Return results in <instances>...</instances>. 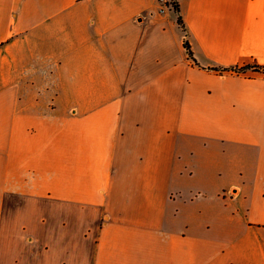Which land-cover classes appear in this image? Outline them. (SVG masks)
<instances>
[{"label":"crops","instance_id":"0c3cea01","mask_svg":"<svg viewBox=\"0 0 264 264\" xmlns=\"http://www.w3.org/2000/svg\"><path fill=\"white\" fill-rule=\"evenodd\" d=\"M175 4L0 0V264H264V0Z\"/></svg>","mask_w":264,"mask_h":264},{"label":"trees","instance_id":"16d2710c","mask_svg":"<svg viewBox=\"0 0 264 264\" xmlns=\"http://www.w3.org/2000/svg\"><path fill=\"white\" fill-rule=\"evenodd\" d=\"M173 8L175 9V11H178V6H177V4H175L174 6H173ZM177 22H178V24L180 25V26H182V21H181V17L179 16L178 18H177ZM184 48H185V50H186V52H187V56H188V58L190 59V60H192L194 63H195V59H194V57H193V55H192V52H191V50H190V47H189V45H188V43L185 41L184 42ZM256 68V67H255Z\"/></svg>","mask_w":264,"mask_h":264},{"label":"rangeland","instance_id":"374dc122","mask_svg":"<svg viewBox=\"0 0 264 264\" xmlns=\"http://www.w3.org/2000/svg\"><path fill=\"white\" fill-rule=\"evenodd\" d=\"M176 0H168V3L172 5V7L175 5ZM258 70V68H255ZM264 70V68H262Z\"/></svg>","mask_w":264,"mask_h":264},{"label":"built area","instance_id":"2783aa9c","mask_svg":"<svg viewBox=\"0 0 264 264\" xmlns=\"http://www.w3.org/2000/svg\"><path fill=\"white\" fill-rule=\"evenodd\" d=\"M263 70V69H262Z\"/></svg>","mask_w":264,"mask_h":264}]
</instances>
